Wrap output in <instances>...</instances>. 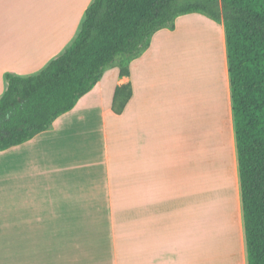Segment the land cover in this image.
Here are the masks:
<instances>
[{"label":"crops","instance_id":"0c3cea01","mask_svg":"<svg viewBox=\"0 0 264 264\" xmlns=\"http://www.w3.org/2000/svg\"><path fill=\"white\" fill-rule=\"evenodd\" d=\"M93 1L78 0L80 22ZM57 8L58 0H0V98L7 74H38L77 38L81 30L72 34L77 18L58 19ZM192 19L223 33L200 14L179 17L174 31L157 32L131 62L129 77L108 69L49 130L0 152V264L11 261L10 248L68 249L84 233L106 232L114 233L121 263L202 264L205 254L208 261L210 254L223 260L217 247L204 248L199 216L202 190L212 175L220 186L214 197L219 194L224 204L223 189L228 199L227 181H217L219 134L227 138L219 123L227 120L233 161L229 200L248 264L226 42L221 37V83L215 77L208 83L199 69L195 82L186 81L180 39ZM128 84L132 97L117 115L115 90Z\"/></svg>","mask_w":264,"mask_h":264},{"label":"trees","instance_id":"16d2710c","mask_svg":"<svg viewBox=\"0 0 264 264\" xmlns=\"http://www.w3.org/2000/svg\"><path fill=\"white\" fill-rule=\"evenodd\" d=\"M200 14L224 27L248 264H264V0H94L73 44L41 72L6 75L0 98V152L49 130L110 68L129 66L153 36ZM133 94L117 87L121 115Z\"/></svg>","mask_w":264,"mask_h":264},{"label":"rangeland","instance_id":"374dc122","mask_svg":"<svg viewBox=\"0 0 264 264\" xmlns=\"http://www.w3.org/2000/svg\"><path fill=\"white\" fill-rule=\"evenodd\" d=\"M81 1L82 0H80V3ZM77 2L78 0H58L57 8L58 19L65 15L71 18H77L76 22L73 24L75 28L72 31V34L75 32L76 35L81 30L82 20L84 18L82 16L83 18L81 17L82 20L80 22V15L78 17L76 16L78 15L76 9ZM73 4L75 10L72 7ZM53 10L54 9H52V11ZM188 21L191 22H187V24L183 26L184 29L181 32L182 37L180 39V51H183L185 62L180 61L179 64L182 66L184 78L188 82L190 78H192L195 82L198 70L195 69L194 66L197 68L201 63V67L215 70L213 76H215L214 80L216 79L217 81L218 75L216 66L222 65V63L216 61H222L221 44L222 40L224 45L226 42L224 27L220 25L223 32L221 35L217 28L203 20L192 19ZM188 28H190L189 31H187ZM205 77L207 78V75H205ZM220 82L221 81L218 79L217 83ZM221 127L226 131L227 138L219 134L217 181L218 185L221 180L224 181V183L227 181L228 185L226 189L228 192V199L227 193L223 189L224 204H220L218 198L219 194L214 197L215 189L220 191V186H218V188L214 186V176L212 175L207 188L204 189V192L202 190V210L199 220L201 229L203 230L204 248L212 250L217 247L218 252H220L222 257L224 256V259L220 260L217 256L210 254V260L208 261L205 254V256L202 255L201 262L202 264H243L241 242L235 223V206L233 207V204L229 200L230 197H232L231 194H233V161L230 152L231 139L228 120L224 121L223 126L219 123V133L221 132ZM210 208L212 209L209 210ZM203 209H206L205 217L203 216ZM226 209L228 216L225 214ZM77 241L79 245L68 249L50 247L10 248L9 255L11 261L9 263L4 262L3 264H126L120 261L119 250L121 249H117L113 245V232L84 233L82 238H79ZM210 252L212 253V251Z\"/></svg>","mask_w":264,"mask_h":264},{"label":"bare ground","instance_id":"6f19581e","mask_svg":"<svg viewBox=\"0 0 264 264\" xmlns=\"http://www.w3.org/2000/svg\"><path fill=\"white\" fill-rule=\"evenodd\" d=\"M190 30V28H188L187 29V31H189ZM216 62H218V63H220L221 61L219 60H217ZM194 68L195 69H200V66L199 67H195L194 66ZM216 70H217V75H218V78H217V80L219 79V81H221V78H222V72H221V65L220 66H216ZM201 71V73L205 76V75H207V78H206V80H207V82H211L212 81V79H213V77H215V76H213L214 74H215V70L214 69H211V68H203V71L205 72H203L202 71V69L200 70ZM199 71V72H200ZM209 72V73H208ZM211 73V74H210ZM213 81H214V79H213ZM221 83V82H220ZM218 89H220V87L218 88ZM233 198V197H232ZM204 207V206H203ZM212 208H210L209 210H211ZM204 210V209H203ZM214 211H216V210H214ZM206 213V209L203 211V216L205 217V214ZM211 213V212H210ZM235 217H236V215H235ZM213 218V217H212ZM206 221V220H205ZM212 221V220H211ZM234 223V222H233ZM237 247V246H236Z\"/></svg>","mask_w":264,"mask_h":264}]
</instances>
